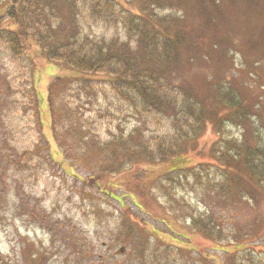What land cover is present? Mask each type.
I'll list each match as a JSON object with an SVG mask.
<instances>
[{
  "label": "rangeland",
  "instance_id": "rangeland-1",
  "mask_svg": "<svg viewBox=\"0 0 264 264\" xmlns=\"http://www.w3.org/2000/svg\"><path fill=\"white\" fill-rule=\"evenodd\" d=\"M109 1L115 10L105 12L93 9L92 0H77L71 41L85 47L110 40L135 44L139 4ZM7 11L0 0V264L264 262V196L252 201L216 196L214 201L190 179H165L176 169L209 160L218 139L210 124L173 158L102 172L107 164L97 148L135 129L155 148L157 140L174 137L171 119L143 108L136 93L127 88L125 94L107 74L56 66L32 37L14 54L5 36L11 25ZM154 13L179 20L184 37L199 42L194 49H180L176 78L206 99L210 85L220 81L256 103L250 122L264 148V18L224 4L212 17L215 25L204 26L193 10L175 6ZM65 14L59 1L50 13L51 26L60 25ZM39 28L44 33L47 26ZM54 75L64 85L53 92L51 111L47 96ZM225 130L229 136L241 134L229 124ZM191 217L209 220L214 238L191 229ZM124 218L133 234L122 231Z\"/></svg>",
  "mask_w": 264,
  "mask_h": 264
},
{
  "label": "trees",
  "instance_id": "trees-1",
  "mask_svg": "<svg viewBox=\"0 0 264 264\" xmlns=\"http://www.w3.org/2000/svg\"><path fill=\"white\" fill-rule=\"evenodd\" d=\"M2 1L6 3V9H9L7 13L11 25L5 36L14 54L20 53L27 38L32 37L56 66L81 73L107 74L113 79L112 83L124 90L125 94L127 88L136 93L143 108L157 111L171 119L174 137L157 140L155 148L150 149L142 141L139 129L126 137L121 135L122 137L112 139L108 143L109 147L106 144L105 148H97L99 153H103L107 164L102 172L114 173L120 171L122 165L129 163L173 158L185 151L186 141L196 138L210 124L218 139L210 146L209 160L196 166L176 169L175 176L171 173L165 179L169 182L178 181L180 176L185 181L190 179L191 183L195 182V186L197 184L202 188L203 195L213 198L247 197L252 201L254 196H264V148L250 122L258 108L256 103L253 104L251 100L250 103L247 102L241 92L232 91L220 81L210 85V96L206 99L194 87L177 79L174 70L179 63L180 49H194L195 43L199 42L191 40L186 33L184 37L176 26L179 20L157 17L154 13L155 8L175 6L193 10V13L202 18L204 26L215 25L212 17L222 12V4L263 19L264 0H135L140 6V14L136 16L139 34L133 46L127 41L110 40L87 47L78 45L75 39L71 41L76 35L77 0ZM59 1L66 6V19H62V23L53 28L50 13L57 10ZM108 2L110 1L101 3L100 0H92V7L105 12L115 10ZM43 23L47 26L44 33L39 28ZM261 26L262 28L259 25L260 37L264 39V23ZM248 41L251 47L257 43L252 42L250 37ZM219 54L225 55L222 52ZM194 57L195 55L188 59L193 60ZM207 81L209 85L210 80ZM61 84L64 85L62 78L54 75L53 81L48 85L47 101L51 111L53 92L58 94ZM228 124L241 129L239 137L229 136L225 130ZM208 221L191 217L190 227L213 239L214 227ZM121 226L122 231L133 234V225L125 218Z\"/></svg>",
  "mask_w": 264,
  "mask_h": 264
}]
</instances>
